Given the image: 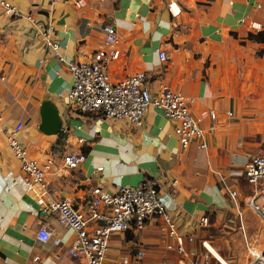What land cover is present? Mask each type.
Masks as SVG:
<instances>
[{"label": "crops", "instance_id": "0c3cea01", "mask_svg": "<svg viewBox=\"0 0 264 264\" xmlns=\"http://www.w3.org/2000/svg\"><path fill=\"white\" fill-rule=\"evenodd\" d=\"M8 1L21 17L0 11V264H81L67 253L74 231L42 210L35 189L24 187L6 139L17 120L24 122L17 139L30 155L53 159L45 175L50 201L82 209L94 186L115 193L151 177L184 232L197 236L202 216L215 226L244 212L240 202L253 191L245 166L264 154V42L248 39L264 32V0H83L82 8L68 0ZM251 22L261 28H250ZM49 23L62 60L38 31ZM104 23L113 24L119 38L120 56L109 65L114 79L144 71L154 95L167 85L192 101L202 135L188 147L176 137L175 123L153 106L138 127L69 106L67 64L91 59L102 45ZM43 103L56 116L42 117ZM57 120L53 131L51 121ZM68 152H82L85 160L65 168ZM42 224L54 230L46 243L36 239ZM161 227L162 219L152 218L142 231L115 238L112 251L126 255L136 243L147 249L144 264H159L167 242Z\"/></svg>", "mask_w": 264, "mask_h": 264}, {"label": "built area", "instance_id": "2783aa9c", "mask_svg": "<svg viewBox=\"0 0 264 264\" xmlns=\"http://www.w3.org/2000/svg\"><path fill=\"white\" fill-rule=\"evenodd\" d=\"M76 7L84 6L83 0H68ZM174 3L169 7L172 13ZM0 11L14 18L21 17L18 9L8 0H0ZM177 13V12H176ZM26 18L34 23L31 14ZM244 23L245 19L242 18ZM250 28L260 29L257 22L249 23ZM52 25L38 27L39 33L60 60L59 44L51 39ZM103 41L90 60L72 61L67 64L71 75L72 86L68 93V104L75 111L97 115L102 118L123 119L132 126L141 125L149 106L159 109L164 117L175 123L174 133L182 147L196 138L201 137L202 129L194 118L188 97L180 91L167 85L161 87L155 95L149 87L146 72H135L123 79H114L109 72V65L120 56L119 38L116 28L111 23L102 26ZM161 61L167 59L165 51L159 52ZM0 72V80H4ZM214 118V113L211 112ZM231 116L232 112H227ZM3 109L0 105V130L4 122ZM24 128V122L15 121L7 131L6 139L13 157L19 162L25 175L24 187L37 191L36 201L43 206V211L55 214L62 226L72 229L75 238L67 248V253L73 262L81 264H144L147 259V249L142 245L131 246L126 255L112 251V241L129 233L142 231L152 218H161L167 242L164 245L165 255L174 256L178 264L208 263L206 252H200L196 246V233L182 231L178 225L179 217L170 213L159 196L157 181L154 178H144L135 186H123L115 193H110L99 186L90 189L89 197L82 209L73 208L66 201H50L45 175L53 166V159L40 160L30 155L29 151L18 141L17 135ZM204 147V144H201ZM65 168H76L85 160L82 152H68L63 155ZM246 182L253 187L252 194L245 203L259 216L264 224V154L252 156L245 166ZM229 196L236 199L235 190L229 191ZM198 227L209 224L207 216L198 220ZM54 230L42 224L36 239L41 243L50 240ZM75 264V263H72ZM245 264H264V247L248 248V260Z\"/></svg>", "mask_w": 264, "mask_h": 264}, {"label": "rangeland", "instance_id": "374dc122", "mask_svg": "<svg viewBox=\"0 0 264 264\" xmlns=\"http://www.w3.org/2000/svg\"><path fill=\"white\" fill-rule=\"evenodd\" d=\"M243 213L226 215L222 223L203 227L196 236V246L206 252L208 263L201 264H245L248 248L264 247V224L245 201L240 202ZM159 264H178L174 256L160 257Z\"/></svg>", "mask_w": 264, "mask_h": 264}, {"label": "water", "instance_id": "95a60500", "mask_svg": "<svg viewBox=\"0 0 264 264\" xmlns=\"http://www.w3.org/2000/svg\"><path fill=\"white\" fill-rule=\"evenodd\" d=\"M48 106H49L48 103H43L42 112H41L42 113V117H45V112H47V117H49V118H52V116H56V111L55 110H53L52 113H50L49 109L47 110ZM43 122H44V119H43ZM43 125H46V122H44ZM59 125H60V122L57 120V121H54V122L51 121V125L50 126H52L51 129L53 131H55L57 129V127H59Z\"/></svg>", "mask_w": 264, "mask_h": 264}, {"label": "trees", "instance_id": "16d2710c", "mask_svg": "<svg viewBox=\"0 0 264 264\" xmlns=\"http://www.w3.org/2000/svg\"><path fill=\"white\" fill-rule=\"evenodd\" d=\"M248 39H252V40H256V41H260V42H264V32L260 31L257 34H253V33H249L248 34Z\"/></svg>", "mask_w": 264, "mask_h": 264}]
</instances>
